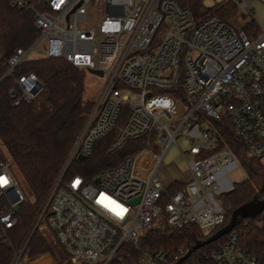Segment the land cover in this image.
Instances as JSON below:
<instances>
[{
  "label": "built area",
  "instance_id": "built-area-1",
  "mask_svg": "<svg viewBox=\"0 0 264 264\" xmlns=\"http://www.w3.org/2000/svg\"><path fill=\"white\" fill-rule=\"evenodd\" d=\"M233 1L244 14L252 13L250 0ZM7 2L33 13L39 36L29 48L15 49L6 76L35 51L108 76L33 228L49 233L64 257L54 251L31 256L27 241L10 264H110L125 245L138 250L141 264H190L186 249H149L142 238L152 228L194 225L209 235L225 222L220 195L233 186L225 189L220 176L235 155L229 147L217 148L215 121L228 118L248 156L264 166V27L258 24L260 31L251 37L217 16L196 22L193 11L176 0ZM41 82L33 71L15 76L8 91L12 105L34 100ZM123 109L110 151L131 139L144 138V146L93 179L66 176L80 154L90 155L95 141L118 125ZM180 137L192 143L187 152L180 149L187 170L166 185L158 170ZM2 180L0 236L6 240V230L17 223L16 205L27 195L12 163L0 155ZM101 193L128 209L124 218L97 202ZM200 255L217 264H264L240 245L236 230Z\"/></svg>",
  "mask_w": 264,
  "mask_h": 264
},
{
  "label": "trees",
  "instance_id": "trees-1",
  "mask_svg": "<svg viewBox=\"0 0 264 264\" xmlns=\"http://www.w3.org/2000/svg\"><path fill=\"white\" fill-rule=\"evenodd\" d=\"M176 1L193 11L196 22L217 16L237 29L246 31L251 37L260 31L254 17L244 21L245 15L240 13L233 0L212 6L205 5L203 0ZM38 36L33 13L11 6L7 0H0V155L12 163L15 175L22 178L28 191L27 199L16 212V225L6 230V240L0 236V264H10L15 250L23 247L27 241L31 256L53 250L42 231H33L34 224L96 103L85 96L86 70L62 58H27L15 68L13 75L6 76L8 59L15 49L29 48ZM31 71L43 82L41 91L31 102L13 106L8 91L14 83V77ZM125 116L126 109H123L118 125L108 135L95 141L90 155L82 160H74L66 176L80 173L87 179H93L102 171L120 165L144 146V138L131 139L122 149L110 151ZM214 125L218 133L217 148L229 147L248 172L247 179L235 183L230 190L220 195L226 213L225 222L209 235L194 225L166 230L152 228L142 238L143 245L149 249H160L170 254L181 248L187 252L192 250L185 258L190 264H217L203 258L200 251L211 249L228 233L199 248L195 246L228 224L236 208L254 199H264L262 161L248 156L246 147L235 134L228 118L215 121ZM176 189L177 186L171 187V191ZM232 230L237 231L240 245L264 262V211L240 215ZM110 264H141L139 252L131 245H125Z\"/></svg>",
  "mask_w": 264,
  "mask_h": 264
},
{
  "label": "rangeland",
  "instance_id": "rangeland-1",
  "mask_svg": "<svg viewBox=\"0 0 264 264\" xmlns=\"http://www.w3.org/2000/svg\"><path fill=\"white\" fill-rule=\"evenodd\" d=\"M222 1H226V0H203L205 5L207 6H212ZM250 1H251L253 10H252V13H250L249 15L244 14L242 10L239 8L240 13L245 15L246 19L243 18L244 21L250 19L251 16H253L256 19V22L261 27H264V1L263 0H250ZM38 57H42V56L39 52H36V51L32 52L29 55V58H38ZM107 81H108L107 75L100 76V75L93 74L89 72L88 70H86L85 96L97 102L102 94V91L104 90V87ZM123 92L129 93L130 95L134 94V90L132 89H126V90H123ZM191 144L192 143L190 140L180 137L167 150L164 160L158 170V176L164 181L166 185H169L172 181L177 180L186 172L187 161H186V158L181 153L180 149L187 152ZM192 157L193 156L188 155V158H192ZM220 177L223 178L227 183V186L225 189H230L235 183L241 182L247 179L248 172H247L246 167L242 164L241 160L237 156H235V163L223 168L221 170ZM17 178L25 194L28 193L22 178L18 175H17ZM46 234H47L46 235L47 238L50 241L51 247L53 249L52 251H54V254L57 255V253H59L60 256L64 257L59 243L55 241L49 233H46Z\"/></svg>",
  "mask_w": 264,
  "mask_h": 264
},
{
  "label": "water",
  "instance_id": "water-1",
  "mask_svg": "<svg viewBox=\"0 0 264 264\" xmlns=\"http://www.w3.org/2000/svg\"><path fill=\"white\" fill-rule=\"evenodd\" d=\"M89 72L96 74V75H100L103 76V71L101 70H93V69H89ZM43 84V82H41ZM85 156L83 154H80L78 156L79 160L84 159ZM96 181H98V178L96 179ZM20 207V204L16 205V209H18ZM264 211V199L262 200H252L250 202H247L245 204H243L242 206L236 208L232 214L231 220L228 224H226L218 233H216L215 235H213L212 237H210L209 239H207L206 241L203 242H199L195 248H199L203 245L209 244L210 242H212L213 240H217L219 239L221 236L229 233L238 223L239 221V216L240 215H246V214H260ZM192 252V250H190L187 254V256Z\"/></svg>",
  "mask_w": 264,
  "mask_h": 264
},
{
  "label": "snow or ice",
  "instance_id": "snow-or-ice-1",
  "mask_svg": "<svg viewBox=\"0 0 264 264\" xmlns=\"http://www.w3.org/2000/svg\"><path fill=\"white\" fill-rule=\"evenodd\" d=\"M62 2L63 0H61V3ZM0 182H6V180H2ZM75 183L79 184L80 181L76 180ZM97 202L102 204V206L106 207L109 211H111L114 215L121 219L124 218V216L128 212V209L123 204H121L119 201L115 200L113 197L109 196L106 193H101L98 197Z\"/></svg>",
  "mask_w": 264,
  "mask_h": 264
}]
</instances>
